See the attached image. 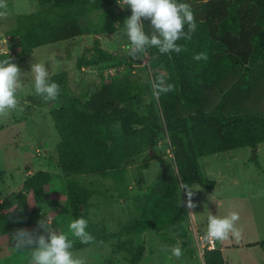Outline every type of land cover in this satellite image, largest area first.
<instances>
[{
  "label": "trees",
  "instance_id": "16d2710c",
  "mask_svg": "<svg viewBox=\"0 0 264 264\" xmlns=\"http://www.w3.org/2000/svg\"><path fill=\"white\" fill-rule=\"evenodd\" d=\"M38 1L40 9L18 15L15 28L6 35L14 63L21 65L36 49L60 43L76 45L79 70L119 62L118 51L103 39L112 40L117 30L125 29L132 12L122 6L123 0ZM178 2L191 5L197 30L191 40L177 42L184 49L179 54L147 50V86L103 77L100 86L82 98L72 93L66 73L49 76L60 86L55 100L60 107L51 117L60 137L57 152L63 173L123 182L128 165L147 152L157 159L153 151L161 135L169 137L175 167L163 169L142 199L140 220L119 235L156 229L169 241L166 230L173 229L185 236L188 208L183 191L188 189L183 187L216 186L202 172L200 159L264 144V0ZM142 22L148 31L150 21ZM201 52L207 53L206 61L194 59ZM8 56L0 55V60ZM247 72L255 74L254 82L243 89ZM161 75L174 91L142 106L145 88L152 90ZM52 183L50 172L37 171L9 195L8 208L0 213V236L38 225L39 207ZM67 188L72 216L86 218L93 192L76 179L68 181ZM82 249L84 244L75 242L73 251ZM145 253L146 246H140L129 264H139ZM204 254L205 264H219L217 250Z\"/></svg>",
  "mask_w": 264,
  "mask_h": 264
},
{
  "label": "rangeland",
  "instance_id": "374dc122",
  "mask_svg": "<svg viewBox=\"0 0 264 264\" xmlns=\"http://www.w3.org/2000/svg\"><path fill=\"white\" fill-rule=\"evenodd\" d=\"M7 3L8 15L0 19V51L8 54L11 45L6 35L15 28L17 16L37 12L40 2L7 0ZM122 6L125 5L122 3ZM103 41L108 48L118 51L119 62L79 70L76 45L60 43L35 50L18 65L23 88L18 90L17 96L23 110L13 111L7 118L0 119V213L8 208L5 201L9 195L18 191L30 175L48 171L53 183L47 188L46 201L39 211L40 220L47 218L52 230L67 232L69 222L74 220L68 203V181L76 179L93 192L85 219L95 243L84 244V249L74 251L85 258L87 264H129L132 254L142 245L146 246V253L139 264H205L204 243L199 238L205 239L208 215L224 217L233 211L240 214L236 226L242 229V238L239 242L231 237L217 241L219 264H261L263 251L256 245L264 243V144L257 149H238L200 159L202 172L215 181L216 186L213 189L200 185L191 188L192 203L196 206L187 207L188 216L183 223L186 235L167 229L169 241L163 240L156 229L119 235L124 228L140 220L142 199L158 181L163 169L175 167L168 135H161L153 151L157 159H150L148 152L137 157L127 166L123 182L97 175L72 176L62 172L57 152L60 137L51 117V111L60 107V101L45 102L35 94L31 65L45 64L49 76L66 73L72 93L82 98L93 93L103 77L130 80L143 86L150 84L147 52L135 59L128 55L130 42L125 29L117 30L112 40ZM245 76L246 87L243 89L254 82L255 74L247 72ZM145 90L140 98L142 106L158 101L152 90ZM187 192L183 191L186 206ZM36 229L37 226L30 231ZM38 234L47 233L40 228ZM12 236H0V264H29L30 250L18 251ZM177 243L182 249L180 258L172 256L170 251Z\"/></svg>",
  "mask_w": 264,
  "mask_h": 264
},
{
  "label": "clouds",
  "instance_id": "9594fccd",
  "mask_svg": "<svg viewBox=\"0 0 264 264\" xmlns=\"http://www.w3.org/2000/svg\"><path fill=\"white\" fill-rule=\"evenodd\" d=\"M123 5L130 7L132 12L131 16L125 19L124 28L130 42L128 55L133 59L146 54L152 47L158 49L161 54L171 52L179 54L184 49L177 42L181 39L191 40L197 30L195 16L188 3L178 0H123ZM7 15V0H0V19L6 18ZM142 20L150 21L148 31L145 30ZM194 59L206 61L208 55L201 52L195 55ZM31 73L34 74L35 94L42 97L45 102L57 100L60 86L49 81V72L45 64L33 63ZM21 75L20 67L13 62L10 55L0 60V119L7 118L13 111L23 110L17 96L18 90L23 88ZM174 88L173 84L166 83L163 75L152 83L153 96L156 99H159L161 94L174 91ZM183 189H188L187 207L194 208L196 205L191 199L193 191L187 186ZM239 220L240 214L235 211L224 217L209 214L205 239L222 242L231 237L239 242L242 238V229L236 226ZM40 228L47 234H38ZM87 229L88 221L83 217L71 220L67 232L52 230L46 218L38 222L36 230L17 229L12 237L14 247L18 251L30 250L29 264H87L85 258L73 251L77 240L81 244L95 243V238ZM170 251L176 258L182 256L179 243Z\"/></svg>",
  "mask_w": 264,
  "mask_h": 264
},
{
  "label": "built area",
  "instance_id": "2783aa9c",
  "mask_svg": "<svg viewBox=\"0 0 264 264\" xmlns=\"http://www.w3.org/2000/svg\"><path fill=\"white\" fill-rule=\"evenodd\" d=\"M122 3H123V1H122ZM9 48H10V46H9ZM10 54H12L11 49H10V53H8V54L7 53H3L2 50L0 51V55H10ZM196 234H198V233L196 232ZM199 240L204 243L202 248H203V250L205 252L206 251H216L217 250V241H208L207 239H204L203 237H200Z\"/></svg>",
  "mask_w": 264,
  "mask_h": 264
},
{
  "label": "crops",
  "instance_id": "0c3cea01",
  "mask_svg": "<svg viewBox=\"0 0 264 264\" xmlns=\"http://www.w3.org/2000/svg\"><path fill=\"white\" fill-rule=\"evenodd\" d=\"M36 50H37V49H36ZM261 244H262V243H261ZM231 246L234 247L233 243H232ZM256 246H258L259 248H261L262 251H263L262 254H261V257H260V258H261V260H262V261H261V262H262L261 264H264V248L261 247L260 244H258V245H256ZM227 247H229V246H227ZM252 247H253V246H252Z\"/></svg>",
  "mask_w": 264,
  "mask_h": 264
}]
</instances>
